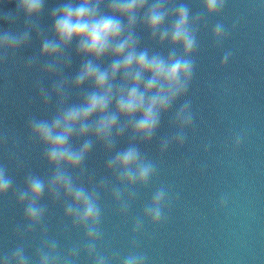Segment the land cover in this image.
Wrapping results in <instances>:
<instances>
[{"label": "clouds", "instance_id": "clouds-1", "mask_svg": "<svg viewBox=\"0 0 264 264\" xmlns=\"http://www.w3.org/2000/svg\"><path fill=\"white\" fill-rule=\"evenodd\" d=\"M11 2V0H6ZM15 11L0 9V67L39 41V49L23 60L26 70L40 75L33 82L36 99L52 111L26 121L28 143L39 146L46 166L43 174L26 171L17 187L7 164L0 162V199L11 192L22 208V223L14 230L19 241L0 250V264H150L139 250L138 236L146 223L167 221L173 203L161 185L135 218L130 250L122 254L105 241L103 195L110 194L116 213L127 217L140 191L158 175V163L142 146L157 138L165 117L174 129L159 140L162 156L173 145L183 147L196 115L187 99L195 75L198 35L212 17L223 16L229 0H15ZM52 3L54 6L48 7ZM264 7V0H257ZM200 11L193 13L192 5ZM47 11L50 26L41 18ZM23 18V27L15 25ZM222 21L211 26L213 46L222 48L237 28ZM143 34V35H142ZM154 45L147 46L144 39ZM234 53L226 49L220 67ZM74 58L79 65L71 75ZM49 79V87L44 80ZM126 139V146L118 147ZM247 130L233 131L230 147L237 151ZM23 168L15 149L22 140L0 131V149ZM100 147L105 175L99 178L87 161ZM229 146V145H226ZM211 144L204 145L207 152ZM63 209L60 231L50 234L49 203ZM221 197L220 206L226 204ZM75 230L80 239L64 247L61 237ZM32 239H38L34 246Z\"/></svg>", "mask_w": 264, "mask_h": 264}, {"label": "water", "instance_id": "water-1", "mask_svg": "<svg viewBox=\"0 0 264 264\" xmlns=\"http://www.w3.org/2000/svg\"><path fill=\"white\" fill-rule=\"evenodd\" d=\"M15 8V0H0L3 11ZM192 11H200L199 5H192ZM237 18L240 23L223 47L213 46L211 26L219 20L230 28ZM41 24L45 29L50 26L47 11ZM0 25L8 27L3 20ZM15 27H23L22 17ZM198 40L195 75L187 97L196 115L195 127L189 130L183 147L173 145L161 156L160 138L174 132L165 117L157 138L142 146L157 161L159 171L154 183L140 191L127 217L116 213L110 194L103 195L105 241L127 253L135 218L142 215L155 188L163 185L173 198L167 221L157 227L146 223L138 236L139 250L148 254L150 264H264V7L258 6L257 0H229L223 16L209 19ZM143 43L154 47L146 37ZM38 49L39 41L34 39L16 60L0 67V131L22 140L15 151L24 167L17 168L16 159L10 156L11 141L0 149V162L7 164L17 187L23 186L28 169L40 174L46 171L40 147L28 143L26 121L30 115L43 117L52 109H45L36 99L33 82L39 71L26 70L21 59ZM226 49L234 55L229 65L221 68ZM78 65L74 58L66 74H73ZM50 84L49 79L44 80L45 87ZM240 129L247 130V140L234 152L231 135ZM209 143L205 152L204 145ZM124 146L126 139L118 145ZM105 159L98 146L87 161L89 168L97 171V178L106 174ZM221 197L227 201L223 207ZM48 203L47 222L50 234L55 235L60 231L63 209ZM22 222V208L10 192L0 199V250L19 242L14 230ZM80 236L71 230L61 237V243L70 246ZM31 243L34 246L38 239Z\"/></svg>", "mask_w": 264, "mask_h": 264}]
</instances>
